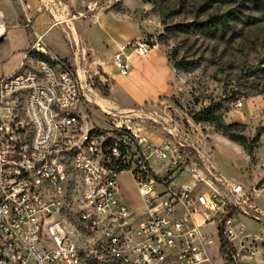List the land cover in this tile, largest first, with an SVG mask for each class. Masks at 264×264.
<instances>
[{"label": "built area", "instance_id": "obj_1", "mask_svg": "<svg viewBox=\"0 0 264 264\" xmlns=\"http://www.w3.org/2000/svg\"><path fill=\"white\" fill-rule=\"evenodd\" d=\"M12 1L33 40L18 70L0 80V264H241L254 257L256 238L237 216L262 222L263 212L190 133L145 110L107 111L101 125L85 126L88 93L72 37L103 0L80 7L77 0ZM40 15L48 31L66 36L74 61L51 53L36 29ZM7 32L0 9V41ZM155 47L131 42L115 56L116 71L126 75L130 56ZM145 118L163 132L152 136L133 123ZM121 174L130 176L142 211L124 197Z\"/></svg>", "mask_w": 264, "mask_h": 264}, {"label": "rangeland", "instance_id": "obj_2", "mask_svg": "<svg viewBox=\"0 0 264 264\" xmlns=\"http://www.w3.org/2000/svg\"><path fill=\"white\" fill-rule=\"evenodd\" d=\"M92 1L102 0H77L78 7ZM102 7V11L113 10L132 17L144 40L154 42L167 54L177 73L178 91L174 97L156 104L106 106L105 101L112 100L111 82L105 81L102 70L92 67V53H88L80 70L87 82L89 100L87 111H81L89 118L85 126L101 125L108 119L105 108L114 113L145 110L161 125L190 133L192 141L197 142L220 173L241 184L249 192L251 202L263 212L262 222L243 213L238 214L237 222L245 227L246 235L256 238L257 254L241 264H264V133L256 141L264 128V0H103ZM0 9L10 37L0 41L1 80L18 70L33 36L19 25L12 0H0ZM36 29L41 33L48 31L46 15L37 18ZM57 32H48L45 41L57 55L68 57L67 44ZM179 62L196 69L178 70ZM113 101L117 104V100ZM215 103L223 104L219 114L224 124L240 125L233 132L239 142L230 140L211 121L194 122L195 114ZM20 119L26 120L23 114ZM133 123H139L152 136L163 132L161 126L147 118ZM119 182L130 205L142 211L130 176L121 174ZM197 219L201 222V217Z\"/></svg>", "mask_w": 264, "mask_h": 264}, {"label": "crops", "instance_id": "obj_3", "mask_svg": "<svg viewBox=\"0 0 264 264\" xmlns=\"http://www.w3.org/2000/svg\"><path fill=\"white\" fill-rule=\"evenodd\" d=\"M126 7L130 9L128 5ZM46 31L38 32L45 35V38L48 32H53ZM76 32V36L72 38L78 43L79 68L81 69L88 59V53H92V67L95 65L102 70L105 81L111 82L112 100H109V103L105 101L107 106H117L120 103L140 107L156 104L177 95V73L171 66L167 54L159 47H155L146 56H130L126 75L116 71L114 60L117 53L131 42L144 40L140 27L129 15L113 10L100 11L88 20L76 23ZM57 35L67 44L70 54L68 57L61 58L74 61V49L70 42L63 33L58 31ZM8 38L10 37L7 36ZM29 46L25 49L19 66ZM48 48L52 54L60 57L49 46ZM85 85L87 86V82ZM113 99L117 100V104Z\"/></svg>", "mask_w": 264, "mask_h": 264}, {"label": "trees", "instance_id": "obj_4", "mask_svg": "<svg viewBox=\"0 0 264 264\" xmlns=\"http://www.w3.org/2000/svg\"><path fill=\"white\" fill-rule=\"evenodd\" d=\"M178 70L185 71V72H192L196 68L190 67V65H185L184 62H179ZM223 110V104L222 103H215L210 105L209 107L205 108L204 110L198 112L193 116V120L195 123L199 124L204 121H211L213 124L223 132L225 136H228L230 140L234 142H239L238 138L233 134V132L240 128L239 124H234L231 126H228L224 124L222 119V114L220 115ZM264 133V128H262L256 138V141L259 139V137ZM262 183V182H261Z\"/></svg>", "mask_w": 264, "mask_h": 264}, {"label": "bare ground", "instance_id": "obj_5", "mask_svg": "<svg viewBox=\"0 0 264 264\" xmlns=\"http://www.w3.org/2000/svg\"><path fill=\"white\" fill-rule=\"evenodd\" d=\"M80 70H81V69L79 68V74H80V77H81L82 80H84V78H83L84 76L81 75V73H80L81 71H80ZM94 102H95V101H94ZM106 106H107V105H106ZM104 110H105V112H107V111H109V108H105ZM122 112H124V110H123Z\"/></svg>", "mask_w": 264, "mask_h": 264}]
</instances>
